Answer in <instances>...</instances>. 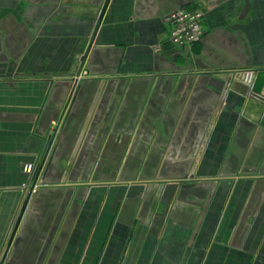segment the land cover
<instances>
[{
	"label": "crops",
	"instance_id": "obj_1",
	"mask_svg": "<svg viewBox=\"0 0 264 264\" xmlns=\"http://www.w3.org/2000/svg\"><path fill=\"white\" fill-rule=\"evenodd\" d=\"M0 264H264V0H0Z\"/></svg>",
	"mask_w": 264,
	"mask_h": 264
},
{
	"label": "built area",
	"instance_id": "obj_2",
	"mask_svg": "<svg viewBox=\"0 0 264 264\" xmlns=\"http://www.w3.org/2000/svg\"><path fill=\"white\" fill-rule=\"evenodd\" d=\"M203 12L200 9L179 7L174 9L166 18L170 24L169 42L178 47L190 46L200 40L202 34ZM245 82L251 80V74L246 73L243 79ZM34 166L25 164L23 171L27 174L32 173ZM37 180L31 184L24 183L21 190H28L30 193L35 192L41 186Z\"/></svg>",
	"mask_w": 264,
	"mask_h": 264
},
{
	"label": "water",
	"instance_id": "obj_3",
	"mask_svg": "<svg viewBox=\"0 0 264 264\" xmlns=\"http://www.w3.org/2000/svg\"><path fill=\"white\" fill-rule=\"evenodd\" d=\"M105 7H106V5H104L103 7H102V9L100 10V14H99V17H101L102 15H103V12H104V10H105ZM90 45H88V47H89ZM88 51V48L86 49V51L85 52H83V54L79 57V64H78V68H77V70H76V72H75V74H73L74 75V77H75V80L79 77V75H80V73H81V71H82V67H83V65H84V62H85V59H86V56H87V52ZM50 138H49V143L48 144H50ZM14 232H15V229L12 231V237H13V235H14ZM10 240H12L11 238H10Z\"/></svg>",
	"mask_w": 264,
	"mask_h": 264
},
{
	"label": "rangeland",
	"instance_id": "obj_4",
	"mask_svg": "<svg viewBox=\"0 0 264 264\" xmlns=\"http://www.w3.org/2000/svg\"><path fill=\"white\" fill-rule=\"evenodd\" d=\"M188 8H189V7H188ZM201 36H202V35H201ZM200 38H201V37H200ZM39 187H40V186H39ZM39 187H38V188H39ZM37 190H38V189H37ZM37 190H36V191H37ZM36 191H35V192H36ZM35 192H33V193H35Z\"/></svg>",
	"mask_w": 264,
	"mask_h": 264
},
{
	"label": "bare ground",
	"instance_id": "obj_5",
	"mask_svg": "<svg viewBox=\"0 0 264 264\" xmlns=\"http://www.w3.org/2000/svg\"><path fill=\"white\" fill-rule=\"evenodd\" d=\"M42 149H44V148H42ZM43 152V151H42Z\"/></svg>",
	"mask_w": 264,
	"mask_h": 264
}]
</instances>
